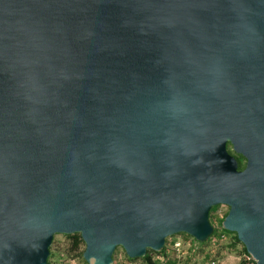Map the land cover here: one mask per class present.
I'll return each mask as SVG.
<instances>
[{"label":"water","instance_id":"obj_1","mask_svg":"<svg viewBox=\"0 0 264 264\" xmlns=\"http://www.w3.org/2000/svg\"><path fill=\"white\" fill-rule=\"evenodd\" d=\"M216 206L264 264V0H0V264L204 243Z\"/></svg>","mask_w":264,"mask_h":264},{"label":"rangeland","instance_id":"obj_2","mask_svg":"<svg viewBox=\"0 0 264 264\" xmlns=\"http://www.w3.org/2000/svg\"><path fill=\"white\" fill-rule=\"evenodd\" d=\"M227 151L233 157L238 156L232 153L229 146H227ZM240 163L242 168L244 165V160L242 159ZM226 211L227 208L224 206H216L210 209L208 213V221L210 225L214 227L212 228V230L215 231V233L213 235L211 234L208 239L204 243H202V247L210 253V256H214L215 259L219 260L222 263L229 261V263L225 264H239L241 261L240 257L242 255L241 244L239 242L236 243L234 240V236L231 235V233L223 231L220 227L221 221L225 216ZM218 232H222L224 234L223 239H216V235ZM68 236L70 235L53 236L48 248V253H51V257L49 259H46L50 264H84L80 257L73 256V254L69 251L70 240L67 238ZM177 237L181 241L191 240L190 237L184 234L171 236L169 240ZM79 249V251H82L83 246H80ZM121 255H123L121 249L116 248L112 255V259H119Z\"/></svg>","mask_w":264,"mask_h":264},{"label":"built area","instance_id":"obj_3","mask_svg":"<svg viewBox=\"0 0 264 264\" xmlns=\"http://www.w3.org/2000/svg\"><path fill=\"white\" fill-rule=\"evenodd\" d=\"M169 238L165 239L159 252L146 251L144 257L147 256L152 264H223L214 256H210V253L202 247V243H197L192 239L181 241L178 237L172 240ZM223 238L224 234L218 232L216 239ZM144 257L131 260L123 254L119 259H112V264H147ZM240 258V264H254L246 253H242Z\"/></svg>","mask_w":264,"mask_h":264},{"label":"trees","instance_id":"obj_4","mask_svg":"<svg viewBox=\"0 0 264 264\" xmlns=\"http://www.w3.org/2000/svg\"><path fill=\"white\" fill-rule=\"evenodd\" d=\"M234 158H235V160L237 162V169H241V163L240 162H241L242 159L239 156H234ZM212 228H214V227H212ZM214 233H215V231L212 232V234H214ZM231 235L234 236L235 242L238 243V241L236 240L235 235L232 234V233H231ZM67 238L70 240V242H69V251L73 254V256H78V257L81 258V251H79L80 250L79 248H80V246H83V244H82V242L80 240V237L77 234H73V235L68 236ZM242 253H245L243 247H242ZM50 257H51V253H48V258L47 259H49ZM143 259L147 262V264H152L151 261L149 260V258H147V256H145ZM45 264H50V263H49L48 260H46Z\"/></svg>","mask_w":264,"mask_h":264},{"label":"crops","instance_id":"obj_5","mask_svg":"<svg viewBox=\"0 0 264 264\" xmlns=\"http://www.w3.org/2000/svg\"><path fill=\"white\" fill-rule=\"evenodd\" d=\"M225 263H229V261H226ZM225 263H223V264H225Z\"/></svg>","mask_w":264,"mask_h":264},{"label":"flooded vegetation","instance_id":"obj_6","mask_svg":"<svg viewBox=\"0 0 264 264\" xmlns=\"http://www.w3.org/2000/svg\"><path fill=\"white\" fill-rule=\"evenodd\" d=\"M243 168V167H242Z\"/></svg>","mask_w":264,"mask_h":264}]
</instances>
